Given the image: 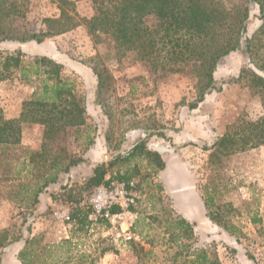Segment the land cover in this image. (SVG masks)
I'll return each instance as SVG.
<instances>
[{
  "label": "rangeland",
  "instance_id": "374dc122",
  "mask_svg": "<svg viewBox=\"0 0 264 264\" xmlns=\"http://www.w3.org/2000/svg\"><path fill=\"white\" fill-rule=\"evenodd\" d=\"M0 2L22 5L24 17L16 24L32 32L43 28V19L58 17L60 9L86 18L93 15L90 0ZM259 26L255 7L249 15L246 36L251 37ZM113 47L106 37L95 42L85 26L49 38L40 45L34 42L0 43V52L20 50L28 57L51 58L63 65L67 76H75L81 83L78 87L85 101L87 127L81 128L78 134H75V129L67 130L49 143V148L51 156L80 157L88 163L71 169L68 175L59 174L57 183L48 187L39 204L30 210L7 199V184L18 185L19 189L35 182V168H29L27 173L19 171L24 161L22 149L39 152L43 134L40 126L20 119L22 103L28 100L31 89L16 79L2 83L0 110L5 119L16 121L20 126L21 145L5 155L11 167L0 168V235L6 233L8 236L26 237L29 229L30 237L40 238V246L61 245L63 241H69V244L54 248L49 255L50 260L45 258L46 255L41 256L40 259H46L48 263L171 264L169 258L174 249L169 248L166 242L165 223L170 218L180 217L178 213L185 206H191L196 214L191 222L195 236L188 242L190 254L212 248L221 264H264V144L227 156L220 162L210 161V152L207 151L233 125L239 130L255 127L260 131L264 115L259 98L240 84L221 85L236 78L243 67H248V60L241 51L226 56L213 74L220 91L207 95L197 109L189 110L188 105L194 101L189 66H168L164 70L151 71L134 54H119ZM95 55H99L113 77L115 105L120 109L127 108L129 112L134 111L142 125H156L155 135L147 140L146 147L168 150L160 155L164 163L166 155L177 152L176 175L172 174L170 178L182 181L184 177L189 178L198 188L201 200L204 187L209 183L215 185L216 204L223 212L226 229L207 218L206 210H202L194 194L186 203L181 196L187 197L189 192H177L179 185L173 189L175 193L171 189L165 190L159 180V172L152 169V161L141 157L125 163L122 168L116 161L113 167L107 169L105 176H113L119 168L121 172L133 170L132 180L136 183L138 200L133 209L136 220L132 232L139 240L124 242L117 238L114 225L108 222L93 224L86 233H75L70 239V225L57 218L56 213L69 214L77 203L90 210L89 201L99 187L91 188L87 184L93 165L110 162L144 137V133H152L130 129L120 137L114 130L110 144L106 141L109 122L95 103L96 77L87 62ZM158 133L164 136H156ZM86 136L91 138V142ZM175 196L181 200L173 203ZM28 217L29 221L25 223ZM22 246L14 244L0 249V264H20L17 253ZM103 248L111 251L101 256Z\"/></svg>",
  "mask_w": 264,
  "mask_h": 264
},
{
  "label": "trees",
  "instance_id": "16d2710c",
  "mask_svg": "<svg viewBox=\"0 0 264 264\" xmlns=\"http://www.w3.org/2000/svg\"><path fill=\"white\" fill-rule=\"evenodd\" d=\"M65 2V1H61ZM93 15L89 18L78 13L60 9L56 18L42 20L43 28L38 32L21 29L16 24L24 17L22 5L0 2V43L37 45L45 40L63 35L80 26H85L91 38L100 42L102 37L113 43V50L134 54L151 71L164 70L168 66H189L193 79L194 101L189 110L198 108L205 97L219 92L213 74L216 67L230 53L241 51L248 60L236 78L226 83L247 87L259 98L264 115V0H90ZM258 10L260 26L251 37L246 36L249 15L254 8ZM241 45L243 48L241 49ZM96 77L95 103L100 107L109 122L105 137L110 144L114 130L118 136L130 129H141L145 136L140 138L123 154H119L108 163L93 165L92 176L87 184L96 188L107 184L105 176L108 168L119 161L122 168L125 163L144 157L152 161L155 172L163 170L165 163L161 154L169 152L164 147L148 149L147 140L155 135L156 125H142L134 111L118 108L113 99V77L103 65L99 55L87 60ZM16 79L29 87L31 94L22 103L21 121H29L42 128L43 143L39 152L22 149L24 161L19 171L26 173L29 168L36 169L35 182L27 186L7 184V199L23 204L30 210L37 206L40 197L48 187L57 183L59 174L68 175L79 165H88L83 158L54 157L50 154L49 143L67 130L86 128L84 97L79 91V81L75 76H67L63 65L46 56H26L22 51L0 52V86L5 81ZM118 115V116H117ZM163 137L162 133L156 135ZM89 141L91 138L86 136ZM91 142V141H90ZM85 145L88 146L89 143ZM264 144V116L260 131L255 127L239 130L233 125L219 137L207 151L209 160L220 162L225 157L255 149ZM21 145V129L16 121L4 118L0 110V168H10L7 157L10 150ZM35 165V166H34ZM116 170V180L129 182L133 179V170ZM135 168V166H133ZM7 182V180H4ZM5 184V183H3ZM215 185L204 187L202 200L207 218L216 225L227 228L220 207L216 204ZM52 199L56 201L53 196ZM113 209L112 212H116ZM90 210L79 203L68 214L66 222L71 227L70 239L75 233H86L92 225L88 220ZM29 216H32L31 214ZM28 217L25 223L29 221ZM105 221H98V223ZM259 222V221H257ZM166 242L173 248L171 264H221L215 250L200 249L189 253L188 242L194 239L193 226L181 217L166 221ZM27 236L0 235V249L14 244H23L17 253L20 264H56L48 263L50 253L60 245H41L40 238ZM111 251L103 248L101 256ZM46 259L41 260V256ZM252 260V258L250 257Z\"/></svg>",
  "mask_w": 264,
  "mask_h": 264
},
{
  "label": "built area",
  "instance_id": "2783aa9c",
  "mask_svg": "<svg viewBox=\"0 0 264 264\" xmlns=\"http://www.w3.org/2000/svg\"><path fill=\"white\" fill-rule=\"evenodd\" d=\"M107 184L101 185L89 201L90 214L88 220L93 224L105 221L114 225L116 237L124 242H136L139 239L134 236L132 229L136 220L134 207L137 204L138 195L136 183L120 182L116 180V173L105 178ZM117 209L116 212H112ZM56 217L68 221V214L56 213Z\"/></svg>",
  "mask_w": 264,
  "mask_h": 264
},
{
  "label": "crops",
  "instance_id": "0c3cea01",
  "mask_svg": "<svg viewBox=\"0 0 264 264\" xmlns=\"http://www.w3.org/2000/svg\"><path fill=\"white\" fill-rule=\"evenodd\" d=\"M168 157L170 159H168ZM165 166L163 168V170H161L159 172V180H161L164 189H171L172 193H175V191L173 190L174 188H176L178 185L179 187L176 189L177 192H189V195L186 197H182L181 199H185L184 202L189 203L190 201H187L189 197L192 196V194H194L195 200H198L200 207H202V210H205V207L203 205V202L201 200V198H199V193H198V188L196 187L195 183H193L191 180H189V178H185L182 181V179H174L172 180L170 177L173 174L174 176L176 175V170L174 168V165L176 164L178 159V155L177 152L172 153L170 155H166L165 156ZM180 175V174H179ZM177 181V183H176ZM180 198H178L177 196L174 197V201L173 203H176L177 200H181ZM187 205V204H185ZM183 206V205H181ZM180 215L181 218H183L184 220H186L188 223L192 224L191 222L193 221V217L195 216L196 212L193 210V208L190 206L189 208L187 206H185V208L182 210L181 213H178ZM20 245V244H19ZM5 260V259H4ZM4 262V261H3Z\"/></svg>",
  "mask_w": 264,
  "mask_h": 264
}]
</instances>
